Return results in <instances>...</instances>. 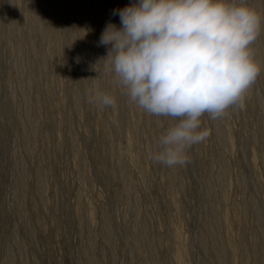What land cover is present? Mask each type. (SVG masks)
<instances>
[{
	"label": "rangeland",
	"instance_id": "1",
	"mask_svg": "<svg viewBox=\"0 0 264 264\" xmlns=\"http://www.w3.org/2000/svg\"><path fill=\"white\" fill-rule=\"evenodd\" d=\"M245 2L261 71L167 167L150 156L179 118L131 102L98 43L137 0H0V264H264V0Z\"/></svg>",
	"mask_w": 264,
	"mask_h": 264
},
{
	"label": "clouds",
	"instance_id": "2",
	"mask_svg": "<svg viewBox=\"0 0 264 264\" xmlns=\"http://www.w3.org/2000/svg\"><path fill=\"white\" fill-rule=\"evenodd\" d=\"M116 14L120 27L108 23L98 42L108 49V71L146 113L179 118L150 159L183 166L192 146L209 136L200 118L222 117L256 81L261 69L251 45L262 17L245 0H137ZM89 102L118 107L98 88Z\"/></svg>",
	"mask_w": 264,
	"mask_h": 264
}]
</instances>
